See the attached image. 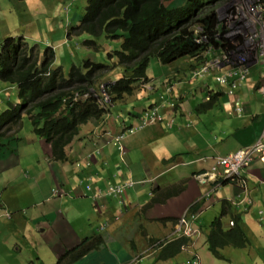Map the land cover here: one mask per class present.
I'll use <instances>...</instances> for the list:
<instances>
[{"label":"crops","instance_id":"1","mask_svg":"<svg viewBox=\"0 0 264 264\" xmlns=\"http://www.w3.org/2000/svg\"><path fill=\"white\" fill-rule=\"evenodd\" d=\"M20 1H25L19 5L28 12L29 20L22 25L13 14L2 13L0 37L23 34L26 38L23 28L33 30L32 42L27 41L41 49L40 55L45 45L55 48L48 38L43 42V31L54 28L51 37L60 39L63 28L70 37V27L79 23L87 6L86 0ZM183 2L174 0L168 5ZM17 6L14 2L16 13ZM50 7L54 9L50 11ZM216 53L208 50L205 56L210 58ZM191 64L190 59H178L166 67L156 61L155 67L148 69V83L112 102L100 122L81 127L69 147V160H55L51 144L36 136L29 124L23 132L24 120L19 131L4 137V146L0 147V264H54L67 249L94 235L103 237L102 244L73 264H180L196 256L202 264H218L208 247L210 223L220 215L222 200H233L245 191L252 204H245L244 209L248 208L243 210L230 202L231 207L241 214L245 230L255 234V244L263 247L261 154L245 165L246 188L225 183L207 201V207L203 201L204 210L198 217L188 215V221L199 232L187 236L178 230L179 218L190 206L189 212L198 210L199 204L195 203L206 188L196 175L212 168L216 156L264 138L260 64H252L248 78L234 94H228L214 77L227 67L196 78L192 72L202 63L195 67ZM10 91L14 95H9ZM210 93H220L217 104L197 112L195 107ZM17 103L16 86L0 81V112ZM155 105L164 120H154L127 134L122 156L105 131L116 134L134 126L141 112ZM171 118L172 124L168 125L166 121ZM130 178L138 183L125 190L124 204L117 197L107 196L103 206L98 207L87 191L88 185L93 192ZM230 220L223 218L225 227ZM176 239L182 243L180 249L178 244L170 243Z\"/></svg>","mask_w":264,"mask_h":264},{"label":"trees","instance_id":"2","mask_svg":"<svg viewBox=\"0 0 264 264\" xmlns=\"http://www.w3.org/2000/svg\"><path fill=\"white\" fill-rule=\"evenodd\" d=\"M86 1V12L71 27L69 35L105 34L108 38H119V48L107 53L108 62L97 63L86 58L65 72L62 66L55 65L52 47H46L40 55V50L23 36L10 35L1 41L0 81L16 86L19 103L0 112V147L4 146L3 139L9 132L19 131L27 116L34 134L51 144L53 158L69 160V147L81 127L100 122L108 112L89 94L90 90L98 93L105 83V91L116 102L150 81L148 69L153 57L163 64L190 59L189 66L195 67L208 59L205 52L209 48L220 44L214 38L216 9L225 0H184L178 6H170L165 0ZM198 25L202 28L199 35L206 36L207 42L197 41L199 35L194 27ZM84 43L100 48L95 40ZM219 94L210 93V99L198 104L195 110L211 109L217 104ZM231 206L229 200H222L221 213L210 223L207 234L209 250L220 259H224L220 250L228 245L242 248L251 244L241 214ZM224 217L234 224L225 227ZM102 242L101 235L86 237L67 249L54 264H73ZM170 243L178 244V249L182 246L178 239Z\"/></svg>","mask_w":264,"mask_h":264},{"label":"built area","instance_id":"3","mask_svg":"<svg viewBox=\"0 0 264 264\" xmlns=\"http://www.w3.org/2000/svg\"><path fill=\"white\" fill-rule=\"evenodd\" d=\"M216 13L217 32L214 38L219 40L220 44L217 48L211 47L208 50L217 51V53L195 68L192 75L196 78H203L214 74L217 69L227 67L223 72L214 74V77L217 83L226 87L228 94H234L248 78L252 64L258 62L262 71V83L259 86V91L264 95V3L261 0H231L226 5H220ZM200 31H202V28L199 25L194 27L195 34L199 35ZM197 41L203 43L208 40L206 36L199 35ZM105 86L104 83L101 85L98 93L90 90L89 94H92L98 100L99 105L109 112L108 108L112 104V100L110 95L105 91ZM208 99H210V95H207ZM236 104L237 109L241 111L242 106L238 99ZM154 120H164V115L156 105L144 109L134 126L127 127L116 134H112L107 130L105 134L110 137V140L117 147L120 154L124 156V139L126 135L144 128ZM172 121L173 119L171 118L166 122L168 125H171ZM259 154L264 157V138L258 139L252 145L244 146L224 156H216V164L212 168L196 175L199 182L205 185L206 188L201 198L195 203L199 204L197 206L198 210L196 212L192 210L189 212L192 207L190 206L179 218L178 230L187 236H192L194 233L199 232V229H192L193 227H191L192 225L188 221V215L190 214L192 218L198 217L204 210H202L204 206H202L200 200L211 198L212 194L223 184H239L246 188L247 178L243 170L245 169V165L253 161ZM137 183V181L130 178L120 183L99 187L93 192H91V186L88 185L87 191L90 192L91 199L98 207L103 206V198L107 196L117 197L119 202L124 204L123 194L125 190L135 186ZM55 193H57V189H55ZM229 201L236 206H242L243 210L252 204V198L246 191ZM245 204L248 206L244 209ZM205 206L207 207V203H205ZM260 213L263 215L264 211L260 210ZM5 216L9 217L10 213L6 212ZM233 224L234 221L230 220L229 225ZM104 227L105 224L100 226L101 229ZM180 264H202V262L199 256H196L192 260L183 261Z\"/></svg>","mask_w":264,"mask_h":264},{"label":"rangeland","instance_id":"4","mask_svg":"<svg viewBox=\"0 0 264 264\" xmlns=\"http://www.w3.org/2000/svg\"><path fill=\"white\" fill-rule=\"evenodd\" d=\"M0 26L3 27V16L2 13H5L7 15L13 14L16 19L21 23L22 25L26 24V21L29 20V14L27 11H25L24 7H21L19 3H23L25 1H20V0H0ZM174 1V0H172ZM231 0H225L224 3L220 5H226L230 2ZM14 2L18 3L17 6V13L15 11L14 7ZM81 1L80 3H82ZM171 0H165V3H170ZM179 4H175L174 6H178ZM219 5V6H220ZM218 6V7H219ZM217 7V8H218ZM54 9V7H50V11ZM217 10V9H216ZM86 10L84 11L85 14ZM49 16H51L49 14ZM22 28V27H21ZM71 29V27H70ZM52 30L54 31V28L51 29L49 28V31L46 33L43 31L42 36H43V42H46V38H48V43L49 45L54 44L55 45V65L56 66H62L65 72H68L72 66V64L75 65H80L84 59L86 58H92L91 60L93 62L97 63H104L102 62L103 60L107 61L110 60L109 55H107L108 52L112 51V49L119 48V38H108L107 35L105 34H100L98 36H92L90 34H81V35H75V38L73 35L67 38L66 33H64V29L62 28V33L63 35H59L60 39H57L56 37H51ZM61 30V29H60ZM59 30V32H60ZM22 31V30H21ZM23 31L26 33V38L21 34L26 40L29 42H32L30 39L31 36L34 37V31L30 30L28 28H23ZM47 36V37H44ZM0 37V43L4 39ZM60 40V41H56ZM64 40V41H63ZM66 40V41H65ZM69 40V42L67 41ZM85 40H95L96 44H99V49H95L92 45L90 44H85ZM113 44H116L115 46ZM118 44V45H117ZM46 47L48 45H45ZM90 46V47H89ZM42 49V51L45 50V48ZM41 52V49H40ZM158 62L160 65H167L169 64H163L161 63L157 58L153 57L150 61L149 67L152 68L153 66L155 67V62ZM177 61V60H176ZM175 62V61H174ZM173 63V62H172ZM162 67V66H160ZM156 70V69H155ZM103 84V83H102ZM101 84V85H102ZM97 92V90H96ZM14 95L13 91L9 92V95ZM13 102V101H12ZM15 106V104H12L11 106ZM118 105V104H117ZM117 106L114 107L116 109ZM6 109V108H5ZM119 112H121V108H119ZM112 115V113H110ZM23 120L25 121V125L23 127L24 131L27 132L28 130V124L30 125V129L32 128L31 120L27 117L24 116ZM20 130V129H19ZM15 131H11L8 133V135L14 133ZM45 141V140H44ZM213 195V194H212ZM212 197V196H211ZM201 198V197H200ZM199 198V199H200ZM210 199V198H209ZM209 199H204L200 200V203L202 204L204 201V204L207 203ZM204 204L202 206H204ZM248 236L251 239V244H249L246 247H233V246H226L222 248L221 254L224 255L223 258H217L215 257V260L217 261L218 264H264V240H261L263 242V247L258 246L255 244L258 240L256 239L255 234L253 231H248ZM208 261V259H206Z\"/></svg>","mask_w":264,"mask_h":264},{"label":"bare ground","instance_id":"5","mask_svg":"<svg viewBox=\"0 0 264 264\" xmlns=\"http://www.w3.org/2000/svg\"><path fill=\"white\" fill-rule=\"evenodd\" d=\"M191 227H193V226H191ZM194 228H196V227H193L192 229H194Z\"/></svg>","mask_w":264,"mask_h":264},{"label":"clouds","instance_id":"6","mask_svg":"<svg viewBox=\"0 0 264 264\" xmlns=\"http://www.w3.org/2000/svg\"><path fill=\"white\" fill-rule=\"evenodd\" d=\"M230 226V225H229Z\"/></svg>","mask_w":264,"mask_h":264}]
</instances>
